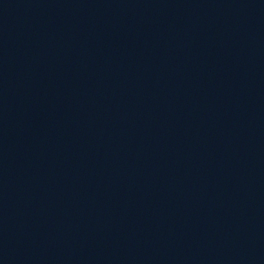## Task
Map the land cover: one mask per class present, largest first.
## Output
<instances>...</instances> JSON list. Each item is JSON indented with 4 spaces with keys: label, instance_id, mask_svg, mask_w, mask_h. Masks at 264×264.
Instances as JSON below:
<instances>
[{
    "label": "water",
    "instance_id": "water-1",
    "mask_svg": "<svg viewBox=\"0 0 264 264\" xmlns=\"http://www.w3.org/2000/svg\"><path fill=\"white\" fill-rule=\"evenodd\" d=\"M0 264H264V0H0Z\"/></svg>",
    "mask_w": 264,
    "mask_h": 264
}]
</instances>
